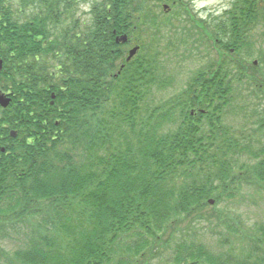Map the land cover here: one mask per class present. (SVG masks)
I'll return each instance as SVG.
<instances>
[{
  "label": "trees",
  "instance_id": "16d2710c",
  "mask_svg": "<svg viewBox=\"0 0 264 264\" xmlns=\"http://www.w3.org/2000/svg\"><path fill=\"white\" fill-rule=\"evenodd\" d=\"M85 1L0 0V264H264V0Z\"/></svg>",
  "mask_w": 264,
  "mask_h": 264
},
{
  "label": "rangeland",
  "instance_id": "374dc122",
  "mask_svg": "<svg viewBox=\"0 0 264 264\" xmlns=\"http://www.w3.org/2000/svg\"><path fill=\"white\" fill-rule=\"evenodd\" d=\"M231 2L232 0H183L184 5L191 6L194 9L195 13L200 14L203 18H206V20L208 18L222 16L223 12L229 9ZM85 3L82 2L84 6L83 12H87L90 8L86 1ZM214 21L216 20L208 19L206 23L208 30H210L208 26L210 24H213ZM183 25L181 26V29L183 28ZM202 27L205 26L202 25ZM178 66L180 67V70L182 72L181 77L179 79L180 80L179 84L175 85L173 89H169L161 93L160 98H168L173 93L179 91L183 86L182 82L183 80H185V76H187L188 71L192 69L194 70V68L197 67L198 65L192 63L191 61H187V62L178 63ZM245 204H247V206L241 207L239 213L242 215L243 219L250 227H252L256 222L257 223L264 222V198L258 197L257 199H255V201L252 199H247ZM206 233L208 232L206 231ZM206 235L207 234H205V236Z\"/></svg>",
  "mask_w": 264,
  "mask_h": 264
},
{
  "label": "water",
  "instance_id": "95a60500",
  "mask_svg": "<svg viewBox=\"0 0 264 264\" xmlns=\"http://www.w3.org/2000/svg\"><path fill=\"white\" fill-rule=\"evenodd\" d=\"M127 39L126 38H122L121 41L125 42ZM137 50L134 49L131 54H130V59L136 54ZM10 103V99L5 97V96H0V105L3 107H7Z\"/></svg>",
  "mask_w": 264,
  "mask_h": 264
},
{
  "label": "flooded vegetation",
  "instance_id": "af4514ba",
  "mask_svg": "<svg viewBox=\"0 0 264 264\" xmlns=\"http://www.w3.org/2000/svg\"><path fill=\"white\" fill-rule=\"evenodd\" d=\"M2 62V63H1ZM0 63H1V69H0V74H2V73H4V64H3V55L0 53ZM2 68H3V70H2ZM3 77L2 76H0V80L2 79ZM2 91L0 90V93H1Z\"/></svg>",
  "mask_w": 264,
  "mask_h": 264
}]
</instances>
